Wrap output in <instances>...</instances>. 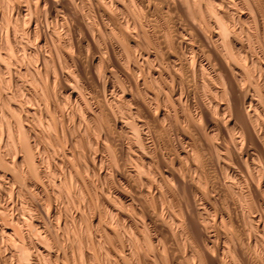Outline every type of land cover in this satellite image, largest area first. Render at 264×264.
Here are the masks:
<instances>
[{
  "label": "bare ground",
  "instance_id": "6f19581e",
  "mask_svg": "<svg viewBox=\"0 0 264 264\" xmlns=\"http://www.w3.org/2000/svg\"><path fill=\"white\" fill-rule=\"evenodd\" d=\"M125 261L264 264V0H0V264Z\"/></svg>",
  "mask_w": 264,
  "mask_h": 264
},
{
  "label": "rangeland",
  "instance_id": "374dc122",
  "mask_svg": "<svg viewBox=\"0 0 264 264\" xmlns=\"http://www.w3.org/2000/svg\"><path fill=\"white\" fill-rule=\"evenodd\" d=\"M171 134H173V137H172V135L169 136V137H170L169 140H170L171 143H170V142L168 143L167 141H169V140H168V139H167V140L165 139V138H168V134H167L166 136L163 135V136H165V138L163 137V138H164V139H163V138L161 137V139L166 140V141H165V142H167L166 145H167V144H170L171 146H175L178 137L176 138V136L174 135L173 132H171ZM174 137H175V138H174ZM171 139H172V140H171ZM172 141H173V142H172ZM174 141H176V142H174ZM172 143H173V144H172ZM170 145H168V148L171 150L172 147L170 148V147H169ZM166 148H167V146H166ZM168 148H167L165 151H167V152L170 151ZM113 176H114V174H113ZM113 176H112V175L110 176V180H112V178H114ZM115 176H116V173H115ZM116 180H117V176H116L115 179H113L112 181H113V182L115 181V184H116V183H117ZM177 187H178V186H177ZM179 188L181 189L182 187L179 186ZM185 190L187 191L188 189L185 188ZM185 190L182 191V189H181V190L179 191L178 195L180 196L183 192H185ZM188 191H189V190H188ZM188 191H187V194H186V192L183 193L184 195H186L185 197H183V199L181 198V196H182L183 194L180 196V199H181V200H183V201L185 200V201H186L188 198H190V194H191V193H190V191H189V192H188ZM181 192H182V193H181ZM180 193H181V194H180ZM189 193H190V194H189ZM187 195H188V196H187ZM184 198H186V199H184ZM187 206L189 207V204H188ZM148 249H149V251H150L151 254L155 252V250L152 249V248H151V249L148 248ZM154 254H155L156 256H157V255L159 256V254H156V253H154ZM154 254H153V255H154ZM156 262L158 263L157 260H156ZM156 262H155V264H157ZM125 264H129L128 261H127V262L125 261Z\"/></svg>",
  "mask_w": 264,
  "mask_h": 264
}]
</instances>
